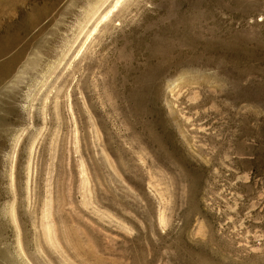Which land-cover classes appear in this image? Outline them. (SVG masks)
<instances>
[{
  "label": "rangeland",
  "instance_id": "374dc122",
  "mask_svg": "<svg viewBox=\"0 0 264 264\" xmlns=\"http://www.w3.org/2000/svg\"><path fill=\"white\" fill-rule=\"evenodd\" d=\"M0 264H264V0H0Z\"/></svg>",
  "mask_w": 264,
  "mask_h": 264
}]
</instances>
